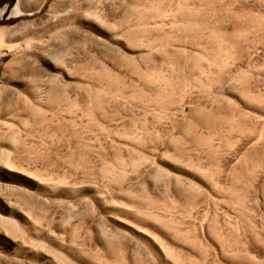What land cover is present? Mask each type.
Listing matches in <instances>:
<instances>
[{"label":"rangeland","instance_id":"1","mask_svg":"<svg viewBox=\"0 0 264 264\" xmlns=\"http://www.w3.org/2000/svg\"><path fill=\"white\" fill-rule=\"evenodd\" d=\"M17 1L0 264H264V0Z\"/></svg>","mask_w":264,"mask_h":264},{"label":"bare ground","instance_id":"2","mask_svg":"<svg viewBox=\"0 0 264 264\" xmlns=\"http://www.w3.org/2000/svg\"><path fill=\"white\" fill-rule=\"evenodd\" d=\"M24 11H26V10H24V9L21 7L20 0H18L17 3L15 4V6L13 7L12 15H18V14H20V13H23ZM1 12H2V10L0 11V14H1ZM26 12H27V11H26ZM5 32H6V29H1V28H0V40H1L2 38L4 39ZM3 39H2V41H3ZM47 189H49V188H47ZM44 190H46V187H45Z\"/></svg>","mask_w":264,"mask_h":264}]
</instances>
